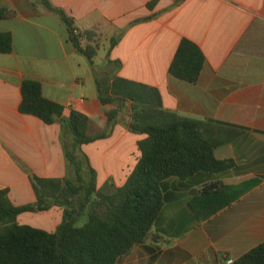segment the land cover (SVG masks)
<instances>
[{"label":"crops","instance_id":"0c3cea01","mask_svg":"<svg viewBox=\"0 0 264 264\" xmlns=\"http://www.w3.org/2000/svg\"><path fill=\"white\" fill-rule=\"evenodd\" d=\"M75 20L78 31H94L83 45H108L91 62L78 52L61 19L41 0H0L11 16L0 19L13 49L0 53V190L16 206L37 203L34 178L77 179L67 158L73 135L57 121L47 124L20 111L22 84L34 79L45 98L90 119L88 134L108 129L107 112L115 106L99 98L96 77H119L157 88L162 108L180 116L242 129L237 138L223 133L215 150L231 165L219 173L199 172L161 183L164 207L154 232L159 242L137 245L117 264H229L264 243V0H49ZM150 19H147L149 18ZM118 44L110 51L112 38ZM183 39L205 55L197 83L174 77L170 65ZM100 51V50H99ZM120 62L119 66L109 61ZM125 108L105 138L80 149L83 176L97 189L123 186L141 156L146 135L130 130ZM213 183L221 186L211 188ZM197 201L198 220L190 203ZM64 208L25 212L21 224L55 232ZM41 218V224L32 221Z\"/></svg>","mask_w":264,"mask_h":264},{"label":"trees","instance_id":"16d2710c","mask_svg":"<svg viewBox=\"0 0 264 264\" xmlns=\"http://www.w3.org/2000/svg\"><path fill=\"white\" fill-rule=\"evenodd\" d=\"M155 3L156 0L150 7ZM41 5L61 19L75 49L93 62L98 55V44L84 46L83 40H93L97 33L78 31L75 20L49 0H41ZM10 16L9 11L0 8V19ZM118 41L112 38L109 51ZM12 49V36L0 33V53H10ZM109 61L120 65L118 61ZM204 64L205 55L199 46L183 39L170 73L183 81L197 83ZM96 83L101 102L115 108L107 112L108 129L90 136L89 117L73 111L64 118L63 106L44 97L41 82L34 79L23 82L20 111L47 124L61 120L71 131L73 148L67 152V158L75 167L77 179L35 177L37 203L33 205L16 206L9 191L0 190V264H117L137 245L163 239L154 232V226L165 204L161 190L164 180L187 179L199 172L219 173L230 167V161L216 158L215 150L225 143V131L237 138L242 129L167 111L162 108V96L157 88L111 71L98 75ZM125 108L130 110V130L147 136L139 143L142 156L123 186L99 190L94 174L88 181L83 176L80 149L107 137ZM219 186L220 183L210 185L212 189ZM54 206L64 208L63 221L55 232L19 222V216L25 212L47 211ZM190 206L198 220L218 210L203 214L196 200ZM234 264H264V243Z\"/></svg>","mask_w":264,"mask_h":264},{"label":"rangeland","instance_id":"374dc122","mask_svg":"<svg viewBox=\"0 0 264 264\" xmlns=\"http://www.w3.org/2000/svg\"><path fill=\"white\" fill-rule=\"evenodd\" d=\"M97 35H98V34H97ZM98 47H99V50H100V51H98V52H99L98 61H100L101 58L105 56V54H106V49L108 48V45H105V46H102V47H100V46L98 45ZM41 221H42L41 218H36V219H35L34 221H32V222H33V224L38 225V224H41V223H39V222H41ZM82 224H83V221H80V222H79V225H82Z\"/></svg>","mask_w":264,"mask_h":264},{"label":"built area","instance_id":"2783aa9c","mask_svg":"<svg viewBox=\"0 0 264 264\" xmlns=\"http://www.w3.org/2000/svg\"><path fill=\"white\" fill-rule=\"evenodd\" d=\"M234 262H235L234 260H230L228 263L229 264H234Z\"/></svg>","mask_w":264,"mask_h":264}]
</instances>
